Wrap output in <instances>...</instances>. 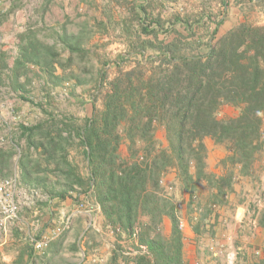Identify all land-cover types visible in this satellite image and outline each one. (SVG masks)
Instances as JSON below:
<instances>
[{"label": "rangeland", "instance_id": "374dc122", "mask_svg": "<svg viewBox=\"0 0 264 264\" xmlns=\"http://www.w3.org/2000/svg\"><path fill=\"white\" fill-rule=\"evenodd\" d=\"M236 1L2 0L0 136H4L6 142L0 146V151L7 154L5 163L0 164V177L13 174L19 158L16 146L26 153L27 143L22 135L21 125L42 123L51 113L73 117L77 124H83L85 118L92 115L94 108L103 109L110 82L117 76L134 69L144 72L146 76L154 71L160 63L158 55L161 42L169 44L179 41L184 54L205 53L207 45L213 41L218 22L242 0H238L235 5ZM261 5L264 6V0ZM254 6L255 4L246 8L241 6L240 14L248 16V24L264 26L254 24L255 17L251 16L252 10H256ZM153 23L156 24L157 35L145 33L143 27L153 28ZM63 28L68 34L80 37V46L84 49L74 52L71 64L66 61L68 52L60 40ZM26 31H34L45 45L56 46L55 51L60 57L55 60L52 73L64 78L60 83L51 79L43 69L45 61H50V57L47 60L41 58V65L29 64L22 73H15L14 61L19 54L20 34ZM238 114V108L224 104L218 117L228 119ZM155 139L156 148L151 150L150 158L167 147L166 130L162 125L156 126ZM128 145L129 141L124 139L119 148L121 159L132 160ZM140 145L139 143L138 147ZM206 145L207 171L217 176L232 177L231 184L224 187L225 196L212 199V187L202 179L198 182L196 196L190 199L188 192L182 193L174 167H168L164 173L163 185L172 189L163 194L179 205L178 216L186 219L189 225L186 231H182L183 260L189 263L195 252L197 257L194 258V264H220L224 250L217 242V232L241 225L242 235L249 236L255 232L256 225H259L258 219L264 209V148L256 153L250 173L241 175L238 166L228 161L222 162L228 154L226 144H217L212 139H207ZM27 153L31 155V159H39L34 148ZM69 157L82 175H89L87 161L80 146H70ZM53 167L54 165L50 166ZM42 169L43 167L38 171L31 170L29 180L22 178L25 185L39 189L41 195L36 197L27 194L23 200L20 220L7 230L0 229V239H12V251L16 257L23 250L26 255L34 258V264H42V257L46 256L49 249L50 260L47 264H134L135 256L146 251V248L140 246L138 237L129 236L122 228L108 223L94 190L89 194L87 205L88 208L99 205V210L96 211L97 228L90 226L88 215L81 214L55 240L54 251L49 246L36 251L29 241L30 237H40L45 233L46 227L55 223L54 220L59 217V211L71 209L75 198L80 196L84 199L86 192L76 186L69 190L65 199L59 197L58 193L66 189L63 174ZM251 220H256V224L253 225ZM148 221L149 216L143 214L140 224ZM170 230L171 220L166 216L162 220V233L169 236ZM192 231L199 235L200 241L194 240L196 238ZM211 246L217 249V254L210 250ZM231 253L230 250L223 254L228 259ZM43 261L46 262V259ZM18 262L25 263L24 260Z\"/></svg>", "mask_w": 264, "mask_h": 264}, {"label": "trees", "instance_id": "16d2710c", "mask_svg": "<svg viewBox=\"0 0 264 264\" xmlns=\"http://www.w3.org/2000/svg\"><path fill=\"white\" fill-rule=\"evenodd\" d=\"M156 24L143 31L156 34ZM60 40L71 64L74 52L84 50L81 38L63 28ZM18 46L16 74L50 57L43 69L57 83L64 79L52 73L60 57L55 45H45L34 31H26L20 34ZM158 57L160 63L150 75L134 69L113 79L103 109L94 108L83 124L51 113L42 123L21 125L27 147L26 153L21 151L18 168L21 181L41 167L63 174L66 189L58 193L63 199L76 186L87 192L93 185L108 223L129 236L136 232L140 246L146 248L135 256L134 264H188L182 258L179 205L163 194L161 180L167 168L174 167L180 189L190 199L202 179L212 187V199L225 196L224 187L232 177L207 171V139L226 144L228 154L222 162L238 166L241 175L250 173L256 153L264 148V26L240 23L219 37L215 30L205 53L184 54L179 41L161 42ZM224 104L238 108L239 114L219 118ZM157 125L165 128L168 144L150 158ZM124 139L129 141L132 160L119 156ZM72 145L81 147L88 176L70 159ZM32 148L39 159L27 153ZM6 154L0 151V164ZM143 214L149 221L141 225ZM166 216L171 220L169 236L162 233ZM258 222L264 227V209Z\"/></svg>", "mask_w": 264, "mask_h": 264}, {"label": "built area", "instance_id": "2783aa9c", "mask_svg": "<svg viewBox=\"0 0 264 264\" xmlns=\"http://www.w3.org/2000/svg\"><path fill=\"white\" fill-rule=\"evenodd\" d=\"M1 2L2 0H0V6ZM5 142L6 141L4 136H0V146L4 145ZM16 150L17 156L20 158L21 150L17 146ZM161 184L164 187L165 192L166 190L172 189V187H165L163 185V179L161 180ZM93 190L94 189L92 185V187L87 192H84V199L79 196L75 198V204L71 209L59 211V217L55 220L53 219L55 223L50 224L48 230L40 237L31 236L29 241L32 247L36 251L44 250L50 245L52 241L63 235L71 227L76 216L84 213L89 217L90 226L97 228L96 211L97 209L99 210V205L97 207L95 206L96 208L93 206L88 208L87 205V199L89 198V194ZM27 194H31L36 197H39L41 195L39 189L30 185H25L21 181L18 163H16V168L12 175L7 177H0V229L7 230L8 227H10L13 223L20 220V212L23 207V200L27 196ZM48 202L52 201L48 200ZM250 222L253 225L256 224V220H251ZM188 227L189 225L186 219L179 216L180 230L184 232L188 229ZM132 236L136 237V232ZM210 250H212L214 254H217V249L214 246H211ZM254 254H264V248L255 249ZM228 259L229 264H236L234 256L228 255Z\"/></svg>", "mask_w": 264, "mask_h": 264}, {"label": "crops", "instance_id": "0c3cea01", "mask_svg": "<svg viewBox=\"0 0 264 264\" xmlns=\"http://www.w3.org/2000/svg\"><path fill=\"white\" fill-rule=\"evenodd\" d=\"M262 0H242L240 3H237L238 0L234 3L236 7H232L231 12L226 13V17L222 20V22L218 25H216L215 30H217L218 36H221L225 34L227 31L232 29L233 27L239 25L240 23H247L246 21H249L250 19L248 16H245L244 14H240V8L241 6H250V4H255L254 7H256L253 12L252 10V17H255L254 24H262L264 25V6L261 5ZM260 4L259 6H257ZM255 13V16H254ZM68 203V200L66 201ZM18 222V221H16ZM234 227L229 228L228 230H220L217 232L218 239L217 242H219L223 246L224 251H230L231 250V256H234L235 263L236 264H264V254L261 255H255L254 250L257 248H264V227L259 225H256L255 232L250 234L249 236H243L242 235V227ZM49 226L46 227L48 230ZM16 231V229H15ZM16 235H18V232H16ZM192 235L195 241L198 240L199 235L196 233H193ZM16 238V237H15ZM15 238L13 240H15ZM200 238V237H199ZM56 240V239H55ZM52 241L49 245V248L51 251H54V246L56 245V241ZM9 242V243H8ZM12 239L4 238L0 239V264H18V260L22 258L24 260V264H34V258L29 257L25 254V251H19L18 256L16 257L15 253L12 251ZM197 243V242H196ZM236 243V246L234 247ZM196 246V244H195ZM231 247H234L230 249ZM47 254L43 258L42 257V264H47L50 260V254L49 249H47ZM223 251V253H224ZM17 253V252H16ZM221 254L222 262L220 264H229V259H227L224 254ZM237 254V256H236ZM56 255V254H55ZM54 255V257H55ZM16 257V260L14 261ZM57 257V256H56ZM197 257L196 253L191 256V260H189L188 264H194L196 260L194 259ZM190 258V257H189ZM46 259V262L43 260ZM203 259V258H202ZM188 262V261H186ZM212 264V262H211Z\"/></svg>", "mask_w": 264, "mask_h": 264}]
</instances>
